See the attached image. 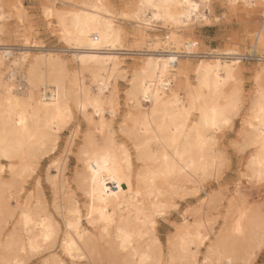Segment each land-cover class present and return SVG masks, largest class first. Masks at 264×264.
I'll return each mask as SVG.
<instances>
[{"label": "bare ground", "instance_id": "6f19581e", "mask_svg": "<svg viewBox=\"0 0 264 264\" xmlns=\"http://www.w3.org/2000/svg\"><path fill=\"white\" fill-rule=\"evenodd\" d=\"M65 1L74 2L73 5L70 2L72 9L57 12L50 5L44 15L52 20L55 26L52 29L60 40L72 49L71 59L77 66L72 75L65 59L55 50L29 61L26 53L14 57L7 46L0 45V159L7 162L5 168L10 175L8 182L3 181L4 166L1 165L0 264L23 263V255L38 253L55 241L58 224L55 227L43 209L44 212L38 208L33 210L32 203L19 207L15 201L12 208L11 193L18 194L24 189L20 184L34 169V162H39V155L55 146L59 133L71 123L75 113L88 125L79 151L83 170L77 175L76 183L88 199L86 219L97 236L85 233L77 221L78 208L63 199L60 209L66 211V215L62 214L66 232L60 244L61 253L72 264H96L101 255L108 259V264H163L158 239L151 235L154 218L163 209L165 212L173 200L184 197L189 185H201L213 170L217 161L213 154L216 135L237 115V100L241 104L238 95L241 61L233 50H216L208 57L201 55L204 58L194 66L187 60L177 63L148 53L145 62L136 66L131 76L125 98L131 112L119 126L121 134L131 142L132 156L126 144H116L111 132V121L117 111L114 106L116 76L123 70L122 58L116 55L124 36L123 28L116 24L117 18L105 0ZM228 1L230 5L237 2ZM241 3L252 7L251 12L261 13L263 26L254 32L252 44L255 51L264 49V0H241ZM131 4V13L125 15L124 11L122 16L131 19L136 40L154 47L162 43L176 50L186 44L180 33L193 34L190 26L206 22L210 10V0H133ZM5 18L8 17L0 0V33ZM159 25L166 34L162 38L150 35ZM187 70L194 75V86L188 82ZM174 71L185 79L173 78ZM83 72L90 73L98 92L85 87ZM255 75L254 95L240 133L242 146L252 148L249 160L260 151L256 130L260 127L264 66H258ZM259 77L262 83L258 82ZM16 81L22 84V92L15 89ZM221 115L229 117L227 124L219 120ZM214 118L218 121L216 130L211 128ZM195 130L202 131L203 137H198ZM173 135L178 145L170 142ZM189 135L200 147L193 154L185 155V172L181 173L178 163L174 166L178 162L177 147L184 154ZM74 137L75 134L69 137L67 146ZM246 165L248 178L252 173ZM255 167L259 171L258 162ZM59 168H56L57 176L63 175ZM192 190L186 193L189 195ZM242 210H237L233 219L226 217L223 228L210 240L202 264L251 263L264 242V217L255 214L257 209L252 214ZM199 219L192 221L194 225L184 219L178 226L177 239L170 242L168 264H194L190 247L198 246L207 234L202 232V236L205 224ZM10 220L14 224L5 234L3 230ZM46 235L50 237L47 241ZM2 236H5L3 240ZM54 257L43 264H64Z\"/></svg>", "mask_w": 264, "mask_h": 264}, {"label": "rangeland", "instance_id": "374dc122", "mask_svg": "<svg viewBox=\"0 0 264 264\" xmlns=\"http://www.w3.org/2000/svg\"><path fill=\"white\" fill-rule=\"evenodd\" d=\"M105 1L117 18V20H115L116 24L121 26L124 31L120 47H117L120 51H116V55L122 58L123 65L121 68L123 70L116 76L114 106L117 111L115 117L112 119L113 121H111V132L113 133L112 137L116 144L119 146L126 144L125 147L128 148L132 156H134V154L131 142L121 134L119 126L126 114L131 112L130 105L127 104L125 99L126 93L130 87L129 83L131 82V76L136 72V66L145 62L148 53H153L155 57L159 58H171L177 63L187 60L191 63V66H194L197 60H200L202 57L204 58V56L208 57L209 54L216 50H233L238 53V55L235 56L241 61V75L239 76L241 91L239 93L236 91L241 98L240 109L237 115L232 118L230 124L225 126L216 135L214 141L215 145H213V154L217 161H215L216 163L212 168L213 170H211L209 177H206L199 183L201 185H198V183L196 184L198 186L189 185L191 190L194 188L196 191L193 192L192 190L188 195L186 192L190 191L189 189L185 192L184 197H178L173 200L171 206L170 204L167 205V208L165 207V212L163 209L161 214H158V216L156 215L157 217L155 216L156 218H154V230L151 231L153 233L151 235L158 239L159 247L163 252V264H168V257L171 252L170 242L177 239L176 229L178 226L185 220H187V224L194 225L195 223L192 221H198L200 218L199 221L203 224V220L205 224H203L204 227H202L201 233H207L205 236L202 233V236L206 238H204V242L202 241L199 244L200 246H191L190 253L194 254V259L192 258L194 264H202L211 242L210 240H212L223 228L226 217L228 219H233L236 211L242 209V211L247 214H252L256 211L255 209H257L256 212L258 213L255 214L264 217V183L255 179L249 180L247 178L248 173L245 166L248 164L252 148H245L240 142L243 122L246 119V114L249 113L248 109L251 106V100L254 95V85L255 80H257L255 77V69H257L258 66H264V59L260 58H264V49L257 48L255 51L253 50L252 44L254 32L258 30L260 26H263V17L260 12H251L253 9L252 7L251 9L250 7H244L241 0H237L236 4L231 3V5L228 0H210V10L207 14V21L199 24H192L190 26V31L193 34L184 36L180 33V36L185 37L184 42H186V44L182 45V47L181 45L178 46L179 50H176L174 49L175 47H168L162 43L154 47V44L148 45L136 40L135 35H133L134 28H132L133 24L131 19L129 20V18L122 16L124 11H126L124 13H127L125 15L131 13V3L133 0ZM70 2L71 1L65 0L54 2L53 0H2L4 15L8 18L3 20V32L0 33V45L7 46L6 48L10 49L14 57L21 53H26L29 61L33 60L32 57L35 58V56L43 55L48 53V51H57L58 53L56 52V54L67 62L66 65L71 71L69 75H72L74 68L76 69L77 67L75 62L71 59L72 49H69L63 41L60 40L59 34L53 30L55 26L52 20L44 15L45 8L50 5H54L57 12H60V10H70V7L72 9L71 5L74 4L73 1L71 2L72 4ZM165 34L166 30L161 28L160 25L155 32H150V35H158L161 38ZM259 58L262 61L259 60ZM187 71L188 82L191 86H194V75L191 70ZM82 76L85 87L91 89L92 92H98L97 88L92 85L90 73L83 72ZM172 76L173 78L185 79L183 76L179 77L175 71L172 72ZM17 80L19 81V79ZM18 81H16L15 89L18 92H22L24 89L22 88V84ZM258 82L262 83L260 77ZM180 94L183 96V93L180 92ZM106 109H108V107H106ZM78 115L75 113L71 123L59 133L57 142L55 146H50L48 150L49 153H47V151L42 153V156L41 154L39 155L41 160L38 159L40 160L39 162L36 161L38 163L34 162L33 165H35V167L32 166L34 169L29 173L27 176L28 178L26 177V179H24V183L20 184L21 186L23 184L22 189L24 187V189L21 190L22 192L20 191L18 194H15L14 191H12L13 193H11L13 199H11L10 205L12 208H15V201L19 202V207L26 202L29 204L32 203L30 206L35 207H33V210L35 209V211H37L39 209V211H45L44 213L47 214L48 217L50 216L51 221L53 220L52 223L54 222V226L56 227V224H58L56 227L58 232L56 233L55 241L47 246V248L42 247L38 253L23 255L21 260L25 262L20 264H43L44 261L48 262L53 259V256H55L54 259L57 258L64 264H72L70 260L61 253L60 247L62 236H64L66 232L65 221L62 216L66 211L62 208L60 209V207L63 206V199L78 208L77 221L79 226L87 231L85 233L91 234V237L97 236V232L87 223L86 219L88 199L76 183L77 175L83 170V163L79 151L83 145V136H85L88 131L87 123ZM106 117L108 118V116ZM94 120H96V118ZM72 134H75V137L70 146H67V141ZM236 145H239L242 150H238ZM1 165L4 166L2 174L3 181L8 182L10 175L5 168L7 162L0 159V166ZM56 168L62 170V180H58V177L61 179V176L59 174L57 176ZM62 183L64 184L62 185ZM209 203H213V206L211 205L210 207ZM11 220L10 224L4 229L5 231L3 230V233L6 234L12 228L14 220L13 222ZM95 230H97V228H95ZM207 235L209 238H207ZM4 237L5 236H2L1 239L3 240ZM107 262L108 259L101 255L97 258L96 264H108ZM244 264H264V247H261L257 251L251 263Z\"/></svg>", "mask_w": 264, "mask_h": 264}, {"label": "snow or ice", "instance_id": "6c2138e0", "mask_svg": "<svg viewBox=\"0 0 264 264\" xmlns=\"http://www.w3.org/2000/svg\"><path fill=\"white\" fill-rule=\"evenodd\" d=\"M261 96H262V100H261V104H260V114H261V116H260V127L256 130L259 133V136L257 137V139L259 141L260 151L258 154H253L251 156V159L248 162V169L252 173L251 175H249L248 178L250 180L258 179L261 183H264V91H262ZM239 109H240V103L237 100L235 111L239 112ZM219 120H222L225 124H227L229 122V117L221 115L219 117ZM248 126L251 127L252 125L249 123ZM204 127H207V125L205 124ZM217 127H218V121L216 118H214L212 120V123H211V128L213 130H216ZM178 131H179V129H178ZM195 131L197 132L198 137H201V138L203 137L204 133L202 131H199V130H195ZM170 142L173 145H178V143H179V141L177 140L175 135H173L171 137ZM198 147H200L198 144L193 143L191 135H189L188 142L185 144V153L184 154H181L179 151V148L177 147L178 162H174V166H176V164L178 163L179 171L181 173L185 172V168L183 166L184 160H185V155L193 154ZM236 147L238 150H242V149H240L239 145H236ZM167 160H168V156H165V161H167ZM257 162L259 163V171H256V167H255ZM193 167H194V165H193ZM99 170H100V165L98 164L97 165V172H99ZM93 180L95 183L96 182L95 176H94ZM49 238L50 237L47 235L44 237L45 241L49 240ZM262 247H264V244H262Z\"/></svg>", "mask_w": 264, "mask_h": 264}]
</instances>
